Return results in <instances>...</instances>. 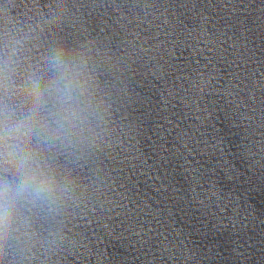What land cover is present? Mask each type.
<instances>
[{"label": "clouds", "instance_id": "1", "mask_svg": "<svg viewBox=\"0 0 264 264\" xmlns=\"http://www.w3.org/2000/svg\"><path fill=\"white\" fill-rule=\"evenodd\" d=\"M47 76L31 72L18 106L0 99V251L31 226L33 210L54 211L70 195L45 153L69 147L82 131L89 108L85 60L52 49L44 58ZM15 69L0 60V92L14 83Z\"/></svg>", "mask_w": 264, "mask_h": 264}]
</instances>
